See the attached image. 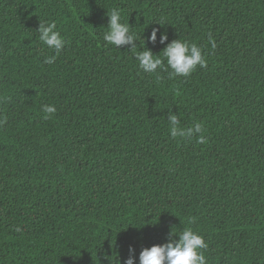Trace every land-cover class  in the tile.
<instances>
[{
  "label": "trees",
  "instance_id": "16d2710c",
  "mask_svg": "<svg viewBox=\"0 0 264 264\" xmlns=\"http://www.w3.org/2000/svg\"><path fill=\"white\" fill-rule=\"evenodd\" d=\"M0 264H264V0H0Z\"/></svg>",
  "mask_w": 264,
  "mask_h": 264
}]
</instances>
